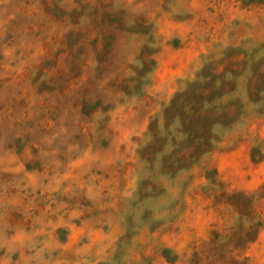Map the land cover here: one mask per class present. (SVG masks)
Wrapping results in <instances>:
<instances>
[{"label":"rangeland","instance_id":"1","mask_svg":"<svg viewBox=\"0 0 264 264\" xmlns=\"http://www.w3.org/2000/svg\"><path fill=\"white\" fill-rule=\"evenodd\" d=\"M0 264H264V0H0Z\"/></svg>","mask_w":264,"mask_h":264},{"label":"trees","instance_id":"2","mask_svg":"<svg viewBox=\"0 0 264 264\" xmlns=\"http://www.w3.org/2000/svg\"><path fill=\"white\" fill-rule=\"evenodd\" d=\"M191 139H194L193 137Z\"/></svg>","mask_w":264,"mask_h":264}]
</instances>
